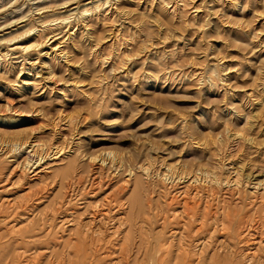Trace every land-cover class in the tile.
<instances>
[{
	"label": "rangeland",
	"instance_id": "rangeland-1",
	"mask_svg": "<svg viewBox=\"0 0 264 264\" xmlns=\"http://www.w3.org/2000/svg\"><path fill=\"white\" fill-rule=\"evenodd\" d=\"M252 258L264 0H0V264Z\"/></svg>",
	"mask_w": 264,
	"mask_h": 264
},
{
	"label": "bare ground",
	"instance_id": "bare-ground-1",
	"mask_svg": "<svg viewBox=\"0 0 264 264\" xmlns=\"http://www.w3.org/2000/svg\"><path fill=\"white\" fill-rule=\"evenodd\" d=\"M39 1H40V0H39ZM45 1H46V0H45ZM9 14H10V13H9ZM174 236H175V235H174ZM175 237H176V236H175ZM251 238H252V237H251ZM169 239H171V238H169ZM167 240H168V238H167ZM172 241H173V240H172ZM260 241H261V240H260ZM260 241H259V242H260ZM259 242H258V243H259ZM262 242H263V240H262ZM262 242H261V244H262ZM167 244H170V243L168 242ZM258 245H260V244H258ZM256 247H257V246H256ZM201 249H202V248H201ZM230 251H231V250H230ZM257 253H258V252H257ZM252 255H253V253H252ZM260 255H261V253L259 254V256H260ZM253 256H254V255H253ZM250 257H251V256H250ZM261 258H262V257H261ZM254 259H255V258H254ZM260 260H261V259H260ZM262 260H264V259H262ZM262 260H261V261H262ZM255 261H256V260H255ZM258 261H259V260H258ZM261 261H259V262H261ZM253 262H254V261H253V258L250 259V260H248L247 262L245 261L246 264H253ZM263 262H264V261H263ZM245 263H244V264H245ZM256 263H257V262H256Z\"/></svg>",
	"mask_w": 264,
	"mask_h": 264
}]
</instances>
